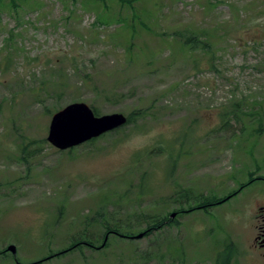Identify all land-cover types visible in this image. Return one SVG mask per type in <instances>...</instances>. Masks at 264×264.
Returning <instances> with one entry per match:
<instances>
[{"label":"rangeland","instance_id":"1","mask_svg":"<svg viewBox=\"0 0 264 264\" xmlns=\"http://www.w3.org/2000/svg\"><path fill=\"white\" fill-rule=\"evenodd\" d=\"M118 16L133 22L134 30ZM178 29L204 32L211 51L181 48L172 37ZM72 102L96 105L100 115L137 108L148 113L93 142L59 150L46 140L49 121ZM235 103L242 114L259 111L264 127V0L4 5L0 249L13 244L16 253H7L21 264L48 251L53 255L42 264H215L223 249L236 252L230 264H264L252 246L261 222L256 215L264 214V129L249 135L255 122L246 116H228L221 126L222 113ZM42 139L29 147L33 154L18 158V147ZM142 171L151 176L148 196L140 208L131 207ZM129 187L120 208L107 206V216L127 222L135 209L163 215L194 206L192 198L176 200L180 189L216 198L234 194L207 211L183 213L176 225L149 236L54 255L69 243L70 220ZM55 218L59 226L42 232ZM137 223L130 220L127 229L136 234L144 227ZM95 231L98 236L102 229ZM9 254L0 264H17Z\"/></svg>","mask_w":264,"mask_h":264},{"label":"trees","instance_id":"2","mask_svg":"<svg viewBox=\"0 0 264 264\" xmlns=\"http://www.w3.org/2000/svg\"><path fill=\"white\" fill-rule=\"evenodd\" d=\"M24 0H0V8L4 5H10L12 7L19 6ZM120 2L123 3H130L131 0H120ZM134 13L132 15L131 20L134 21ZM116 21L119 23L126 24V27H129L130 29L134 30V23L127 22V18L118 16L115 18ZM142 19H139L138 22L146 27V24L141 21ZM173 38L177 43L180 45L181 48L188 47L189 49H200L204 52H210L211 51V43L204 35V32L196 31V30H175L173 31ZM203 35V36H201ZM7 39H10L8 37ZM93 113L95 115H100L99 110L97 109L96 105H90ZM261 106L259 105L258 108ZM147 108H137L131 110L128 114H126V123L123 125H128L132 122H134L135 119H141L147 116ZM228 116H233L236 119H241L243 116H246L248 118L249 123L252 121L255 122L254 127H250L249 135H259L263 132V120L261 121L262 116L260 115L259 111H253L242 114V111H240L239 103H235L231 106V109L228 111H225L222 113V122L221 126H224L225 124H228V121L226 120ZM245 124V123H243ZM244 127V126H243ZM120 128H117L118 130ZM115 131V130H114ZM102 136V135H100ZM99 136V137H100ZM98 137L93 138L89 140L88 142H93ZM45 142L44 139L42 140H31L27 144H23L20 146L19 149V159H26L28 154H33L34 149L29 150L30 146L37 142ZM182 144L180 146V149L182 148ZM178 150V151H179ZM176 157H179L180 153L176 154ZM170 158V157H169ZM173 158V157H172ZM174 159V158H173ZM172 164L174 165L173 161ZM151 176L149 175V172L142 171L139 175V180L137 183L136 190H134L131 194V207L135 206L136 208H140V200L144 197L148 196V191L146 188H148L149 180ZM250 178V177H249ZM253 179L250 178V181ZM249 181V182H250ZM132 184V183H131ZM131 187L127 188L125 191L119 192L117 195H115L114 199H109L106 202V198L103 197L101 203L97 205V207L91 211L90 213L84 214L79 217V219H72L68 222L66 226V234L69 235V243L67 244V247L65 249H62L60 251H57L54 253V255H59L62 252H70V250L80 252L83 248L89 249L91 251H96L98 248H102L103 246L107 247L110 245L113 241H123L124 239L132 240V238L136 237L138 233L141 234V237L149 236L152 233L156 231L163 230L165 227H171L173 225L177 224L176 217L182 215L183 213H190L194 212L196 210H204L207 211L208 207H212L214 205H219L223 202V200L220 201V198H216L214 195L212 196H206L194 191H191L190 189H180L176 191V200L180 201L182 198L186 199H194L196 202L194 206H188L187 208H184L183 206L179 205L174 210L175 217H171V213H165L163 215L156 214V212L150 207L147 210H139L137 209L132 211V214L127 217L124 222L120 221L114 214L109 213L108 216L106 215V208L107 206L111 205L113 209L120 208V201L123 200L125 196L129 195V190ZM105 196V195H104ZM180 204V202H178ZM62 206V205H61ZM154 212V213H153ZM62 211H59V214H61ZM58 217V216H57ZM135 221L139 222L136 226H139L140 223L144 224V227L137 231V233H133L132 231H129L127 228L129 225L127 224L129 221ZM55 222H58L55 219H53L52 222H44L43 230L47 232L51 229H55L59 226V223L55 224ZM123 223V224H122ZM96 227H99L102 229L101 234L97 236L94 232ZM75 230L73 233H71L70 230ZM94 231V232H93ZM45 235V234H44ZM43 234H41V237ZM101 240L102 242L98 244V241ZM236 252H229L225 254V250H221L219 253L215 255V264H230L232 261L233 256ZM7 253L6 248L0 249V257H4ZM45 257L43 259H39L30 263L25 264H42L44 259L51 258L53 255L52 252L48 251ZM10 257H13V260L17 264L18 263L17 258L14 257L12 254H9Z\"/></svg>","mask_w":264,"mask_h":264},{"label":"water","instance_id":"3","mask_svg":"<svg viewBox=\"0 0 264 264\" xmlns=\"http://www.w3.org/2000/svg\"><path fill=\"white\" fill-rule=\"evenodd\" d=\"M125 123L126 116L121 112L95 115L86 103L72 102L51 115L46 140L57 149L65 150L113 131ZM171 216H174V212ZM6 250L16 253L13 244L7 245Z\"/></svg>","mask_w":264,"mask_h":264},{"label":"flooded vegetation","instance_id":"4","mask_svg":"<svg viewBox=\"0 0 264 264\" xmlns=\"http://www.w3.org/2000/svg\"><path fill=\"white\" fill-rule=\"evenodd\" d=\"M252 179L254 180V178H252ZM240 187H242V185H240ZM241 189H243V188H241ZM232 194H234V193H229L226 196L220 198V201L223 200V202H225L226 199H228L227 197H231ZM259 209L262 210L263 206L260 205ZM256 218H259V220H261V222L257 223L256 226H255L256 232H255V234L253 236L252 246L254 247L255 251H257V253L260 254L261 257H264V222H263L264 221V214L263 213H258L256 215Z\"/></svg>","mask_w":264,"mask_h":264}]
</instances>
